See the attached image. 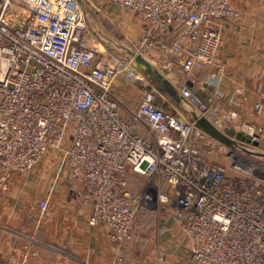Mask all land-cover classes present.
Instances as JSON below:
<instances>
[{
	"label": "built area",
	"instance_id": "built-area-1",
	"mask_svg": "<svg viewBox=\"0 0 264 264\" xmlns=\"http://www.w3.org/2000/svg\"><path fill=\"white\" fill-rule=\"evenodd\" d=\"M101 1L131 14L141 27L138 55L162 74L176 68L177 93L225 142L158 102L149 85L134 106L120 102L123 61L89 27L101 13L96 0H0V195L12 176L57 153L59 169L82 188L88 224L101 226L115 251L139 210L155 209L180 223L187 264H264V87L242 115L248 92L239 86L226 96L216 64L225 21L242 18L241 0ZM204 69L211 93L203 101L194 82ZM46 208L41 201V215ZM23 253L35 256L26 246Z\"/></svg>",
	"mask_w": 264,
	"mask_h": 264
},
{
	"label": "crops",
	"instance_id": "crops-1",
	"mask_svg": "<svg viewBox=\"0 0 264 264\" xmlns=\"http://www.w3.org/2000/svg\"><path fill=\"white\" fill-rule=\"evenodd\" d=\"M96 3L102 7L103 14L117 12L115 18L124 13L131 15L126 11L119 14L120 10L104 6L101 0ZM238 8L241 20L224 23L216 64L224 67L221 90L226 96L239 86L248 92L240 112L250 116L255 95L264 87V0H241ZM173 31V26L168 27L166 35L170 36ZM210 71L201 70L195 77L194 89L201 93L203 100L211 93L204 87ZM167 75L172 78L169 84L177 92L180 83L177 69L173 68ZM118 95L121 96L120 91ZM167 106L173 112L179 110L172 99ZM259 125L264 128V113ZM45 162L42 160L33 172L12 176L8 192L0 195V264H125L117 260L104 229L88 224L90 210L82 203L80 184H74L67 172L58 178L55 161L51 167ZM43 174L47 181L40 183ZM143 183L137 179L139 186ZM43 200L47 201V208L41 215L39 203ZM167 216L161 221V232L155 239L154 257L160 258L155 264H187L189 241L180 223ZM25 246L28 252L35 253L34 257L23 258ZM123 254L129 257L127 245L122 247Z\"/></svg>",
	"mask_w": 264,
	"mask_h": 264
},
{
	"label": "rangeland",
	"instance_id": "rangeland-1",
	"mask_svg": "<svg viewBox=\"0 0 264 264\" xmlns=\"http://www.w3.org/2000/svg\"><path fill=\"white\" fill-rule=\"evenodd\" d=\"M84 7L86 13L90 15L92 12V6L85 3ZM116 13L117 12H115L114 15L109 13L108 14L101 13V15L95 17V19H92L91 21L93 22L94 20V23L101 28V32L102 34H104V37H107L112 40V42L110 41L108 44L105 45L102 44V45L108 48L110 54L120 56V58L123 61L122 67L125 69L123 71V75L118 77L117 83L115 85V89L117 88L116 94L120 102L130 108L131 106L134 105L133 103L134 99H136V97L143 91L145 86L149 85L155 91V95L158 102L163 103L167 106V103L170 102L171 97L166 92L164 85L162 83L156 82L152 76L137 71L132 66V63H129V60L131 61V59L127 55L122 53L121 50L116 46L117 44H122L126 48L138 54L136 50L140 36L139 32L141 30V28L138 27L139 25L137 24V21L131 15L129 16L124 13V15L122 14V16L115 18V16L118 15ZM118 13L121 14L123 12L120 11ZM153 68L156 71H158L157 68L155 67ZM127 73H131L133 76L127 77L126 75ZM158 73L162 75L163 80H166L167 82L171 81L172 78H170L167 74L166 75L162 74L159 71ZM118 91L121 92V96L118 95ZM197 97L203 100L200 92H197ZM212 128L217 132L218 135H222L219 129H216L214 127ZM238 136H240V134H238ZM218 142L221 145H223V143H221L219 140ZM218 146L219 145H217V147ZM260 146L264 148V143L260 142ZM215 158L220 159V161H222L228 166L231 164L229 159H227L225 156L219 153L215 155ZM44 160H47V162H45L44 164L49 167H51V163L55 161L54 162L56 163L55 176H58V178L61 176V174L65 172L68 173V171L66 169H63L62 167L61 170L59 169L61 158L57 153H50L43 159V161ZM38 166L39 165H37L32 170V172ZM58 169L59 171H57ZM58 172L59 174L57 175ZM41 177L42 178L40 180V183L46 180L45 179L46 174H43V176ZM34 209L35 206L31 208V211L33 213H34ZM166 217L168 216L162 210H155V209L139 210L132 226V230L130 233V240L123 245V246L127 245L129 257H126V255L124 254L122 255L123 246H121L119 250L116 251L117 260L124 261L125 264H146L147 262L151 264H155V261L159 262L160 260L159 256L156 255L155 256L156 259L154 257V247L157 246L155 245V239L157 238V235L161 232L160 223ZM129 248L131 250V253L129 252ZM113 249L115 248L113 247Z\"/></svg>",
	"mask_w": 264,
	"mask_h": 264
},
{
	"label": "water",
	"instance_id": "water-1",
	"mask_svg": "<svg viewBox=\"0 0 264 264\" xmlns=\"http://www.w3.org/2000/svg\"><path fill=\"white\" fill-rule=\"evenodd\" d=\"M90 29L92 32L99 38L102 44H108L111 39L104 37V34L101 32V28L94 24H89ZM122 53L127 55L131 59L132 66L139 72L148 74L154 78V80L158 83H162L165 87L166 92L170 95L173 103L177 106V108L185 113L189 114L191 117L194 118L196 126L201 129L202 131L206 132L207 134H210L220 142H225L220 135L217 134V132L203 119L200 118L196 112L193 110V108L190 106V104L181 98L179 94L174 90V88L167 82L166 80H163V77L161 74H159L143 57L136 54L132 50L126 48L122 44L116 45ZM229 134H233V131H229ZM254 155L258 158H262L263 156H260L256 153Z\"/></svg>",
	"mask_w": 264,
	"mask_h": 264
},
{
	"label": "bare ground",
	"instance_id": "bare-ground-1",
	"mask_svg": "<svg viewBox=\"0 0 264 264\" xmlns=\"http://www.w3.org/2000/svg\"><path fill=\"white\" fill-rule=\"evenodd\" d=\"M96 46H97L98 50L102 51L103 47L100 44H97ZM126 75H127V77L133 76L131 73H127Z\"/></svg>",
	"mask_w": 264,
	"mask_h": 264
},
{
	"label": "trees",
	"instance_id": "trees-1",
	"mask_svg": "<svg viewBox=\"0 0 264 264\" xmlns=\"http://www.w3.org/2000/svg\"><path fill=\"white\" fill-rule=\"evenodd\" d=\"M199 72H201V71H198L197 73L199 74Z\"/></svg>",
	"mask_w": 264,
	"mask_h": 264
}]
</instances>
